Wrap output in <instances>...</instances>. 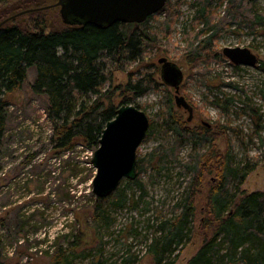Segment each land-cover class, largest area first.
Here are the masks:
<instances>
[{
    "label": "rangeland",
    "instance_id": "obj_1",
    "mask_svg": "<svg viewBox=\"0 0 264 264\" xmlns=\"http://www.w3.org/2000/svg\"><path fill=\"white\" fill-rule=\"evenodd\" d=\"M204 3V0H171L168 10L151 16L148 30L159 37L158 40L147 49L142 61L127 65L123 71L114 69L112 82L107 88L115 91L147 74H153L159 83L148 87L141 96H120L123 92L118 90L113 99L116 107L124 102L141 108L150 122L153 121L149 137L138 150V158H143L163 142L159 132L162 118L156 117L168 109L170 97L179 117L188 121L189 113L175 104V89L166 86L160 77V59L167 58L177 64L184 73L181 95L194 108L195 122L189 126L194 129L203 123L211 124L212 132L216 133L222 124L228 123L229 130L224 138L216 140L214 145L222 153L231 146L238 161L244 158L255 161L257 167L242 188L248 193L264 191V70L261 69L264 24L256 27L253 24L256 16L264 17V0H246L241 8L245 18L233 15L231 0H211L207 6L205 4V17H201L198 14ZM56 5L57 0H10L0 6V24L11 20L9 24L15 22L29 26L37 16L34 11L43 9L42 14L49 19L48 30H63L67 25ZM170 12L175 14L172 22V18L168 19ZM202 41H208L201 48L202 56L193 60L192 47L196 49ZM227 47L250 49L258 56V65H234L223 54ZM35 76L36 71L31 68L27 83L13 95L2 148L5 170L0 176V241L6 262L52 264L57 248L65 243V235L77 228L83 230V240L92 243V252L87 250L89 256L75 261V264H92L95 257L100 258L101 264H122L124 258L131 255L137 264H150L147 249L158 229L160 216L171 215L190 178V174L184 172L183 164L192 152L191 146H184L161 176L154 175V183L150 179V170L141 175L139 180L145 184V196L134 208H112L111 227L96 224L93 218L95 206L109 205L112 195L99 199L92 192L96 175L91 165L94 151L81 146L75 153L62 156L61 169L56 166L57 170L49 168L45 171L48 167L44 164L49 163L46 155L54 152L50 143L52 124L47 116L46 99L34 95L31 90ZM217 98L221 101L219 105L232 100L227 106L229 114L216 104ZM17 153L23 157L34 156L30 168L25 170L28 178L25 185L21 183L23 168L19 167L23 160L20 157L15 161ZM52 163H59V158ZM2 178H8L9 182L4 184ZM209 181L210 177L198 196L199 210L204 204ZM122 189L134 192L137 200L142 194L129 180L122 181L117 191ZM194 225L198 231L184 246L176 264H187L202 245L200 213ZM85 245L83 243V248Z\"/></svg>",
    "mask_w": 264,
    "mask_h": 264
},
{
    "label": "trees",
    "instance_id": "obj_2",
    "mask_svg": "<svg viewBox=\"0 0 264 264\" xmlns=\"http://www.w3.org/2000/svg\"><path fill=\"white\" fill-rule=\"evenodd\" d=\"M9 1L0 0V6ZM245 1L231 0L235 17L245 18L241 11ZM206 3L199 11L201 17L206 15ZM169 6L171 0L163 10ZM42 12L43 9L34 11L37 16L29 26L9 24L11 20L0 24V158L13 95L23 89L31 68L36 71L31 90L47 101V116L52 124L50 143L54 152L62 156L75 153L81 146L93 151L99 147L107 123L116 117L118 108L125 105L123 102L116 107L113 103L118 90L123 92L120 96H141L148 87L159 84L153 74H147L115 91L107 88L114 69L123 71L127 65L142 61L147 49L158 40L159 37L148 30L152 17L139 25L116 23L105 28L67 25L63 30H48L49 19ZM174 16L170 12V22ZM253 24L255 27L264 24V17L256 16ZM207 42L202 41L196 49L192 47L193 60L202 56L201 48ZM261 69L264 70V62ZM170 98L168 109L156 117L162 118L159 132L163 142L138 158V178L131 181L142 194L137 200L134 192L117 191L111 197L112 203L95 206L94 222L111 227L112 208H134L145 196V184L139 180L141 175L150 170L154 183L153 176H161L169 162L178 158L180 150L190 145L192 152L183 164L190 178L171 215L160 216L158 229L147 249L150 264L177 263L182 249L198 231L194 225L198 213L203 242L187 264H264V191L248 193L242 188L257 163L249 158L238 161L231 146L222 153L214 145L216 140L224 138L229 130L228 123L222 124L216 133L212 132L211 124L193 129L188 121L179 117ZM218 99L215 100L217 105L221 103ZM230 102L219 105L226 114H229ZM208 177V190L199 210L198 196ZM82 235L83 230L77 228L66 234V246L62 244L57 248L52 264H75L77 260L86 259L87 250L92 252V243L83 240ZM83 243L86 244L84 248ZM0 264H14L6 262L1 241ZM92 264H101L100 258L95 257ZM122 264H137L136 258L128 256Z\"/></svg>",
    "mask_w": 264,
    "mask_h": 264
},
{
    "label": "water",
    "instance_id": "obj_3",
    "mask_svg": "<svg viewBox=\"0 0 264 264\" xmlns=\"http://www.w3.org/2000/svg\"><path fill=\"white\" fill-rule=\"evenodd\" d=\"M168 0H57L63 22L69 26L94 25L105 28L116 23L142 24L158 14ZM224 56L234 65L256 67L259 58L248 48H225ZM161 79L175 89L177 108L194 118V108L181 95L184 73L167 58L159 60ZM150 118L138 107L125 104L118 108L116 117L103 130L99 147L94 151L91 165L96 170L92 192L99 199L113 195L122 181L138 178V150L150 131Z\"/></svg>",
    "mask_w": 264,
    "mask_h": 264
},
{
    "label": "flooded vegetation",
    "instance_id": "obj_4",
    "mask_svg": "<svg viewBox=\"0 0 264 264\" xmlns=\"http://www.w3.org/2000/svg\"><path fill=\"white\" fill-rule=\"evenodd\" d=\"M160 73H161V70H160ZM171 88V87H170ZM186 111V110H185ZM187 112V111H186ZM189 123H193V122H195V117L193 118V120L190 122V121H188ZM203 125H206V123H203ZM47 156V161L49 162L48 164H44L45 166H47L48 168H46L45 169V171H48L49 170V168H54L55 170H57V168H56V166H59V169H61L62 168V153H59V152H53V153H50V154H47L46 155ZM20 157L22 158V160H23V163L21 164V163H19L20 165H19V167H21V168H23V169H21V171H20V169H16V170H18V171H20V172H22L21 173V180H22V182L21 183H25V182H27L28 181V178L26 177V174H27V172L25 171L27 168H30V163L34 160V156L33 155H29V156H26V157H23V155L21 154V153H17L16 155H15V161L17 160H19L20 159ZM3 156L0 158V176L1 175H4V167H3V165H2V161H3ZM59 158V163H52V161H56L57 159ZM14 161V162H15ZM15 171V170H14ZM56 171H54L53 173L54 174H56L55 173ZM46 178H48L47 176H45ZM61 179H62V177H61ZM61 179H59L58 180V183H60L61 184ZM2 180H3V178H2ZM5 180V181H4ZM3 180V182H4V184L5 183H7V182H9V179L7 178V179H4ZM14 182H16L15 180H13ZM10 183H11V185H13L14 186V183L12 182V181H10ZM25 185V184H24ZM1 186H3V185H1ZM56 186H57V184H56Z\"/></svg>",
    "mask_w": 264,
    "mask_h": 264
}]
</instances>
